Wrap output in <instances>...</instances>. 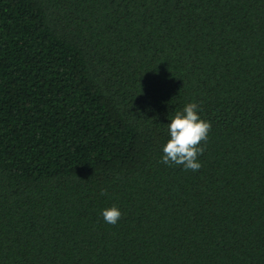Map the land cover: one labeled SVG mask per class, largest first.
Returning <instances> with one entry per match:
<instances>
[{"label":"trees","instance_id":"1","mask_svg":"<svg viewBox=\"0 0 264 264\" xmlns=\"http://www.w3.org/2000/svg\"><path fill=\"white\" fill-rule=\"evenodd\" d=\"M0 264H264V0H0Z\"/></svg>","mask_w":264,"mask_h":264},{"label":"clouds","instance_id":"2","mask_svg":"<svg viewBox=\"0 0 264 264\" xmlns=\"http://www.w3.org/2000/svg\"><path fill=\"white\" fill-rule=\"evenodd\" d=\"M209 128L210 124L200 117L197 104L186 103L167 123L169 139L162 146V161L182 164L185 169H199L201 165L197 155L202 147L198 144L207 138ZM100 214L106 223L115 224L121 211L116 206H111L102 209Z\"/></svg>","mask_w":264,"mask_h":264}]
</instances>
